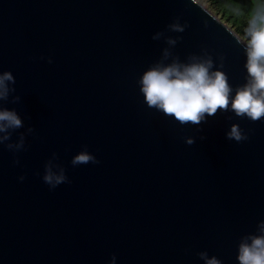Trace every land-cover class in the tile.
Listing matches in <instances>:
<instances>
[{
  "label": "water",
  "instance_id": "1",
  "mask_svg": "<svg viewBox=\"0 0 264 264\" xmlns=\"http://www.w3.org/2000/svg\"><path fill=\"white\" fill-rule=\"evenodd\" d=\"M176 16L191 25L168 33L182 60L206 48L234 88L246 82L241 35L200 1L0 0V71L22 97L4 106L25 123L12 139L36 129L26 151L0 148V264H204L202 251L238 264L264 220V122L218 114L198 130L147 107L137 82ZM233 123L248 141L226 139ZM85 146L100 163L73 167ZM53 152L71 182L51 190Z\"/></svg>",
  "mask_w": 264,
  "mask_h": 264
},
{
  "label": "clouds",
  "instance_id": "2",
  "mask_svg": "<svg viewBox=\"0 0 264 264\" xmlns=\"http://www.w3.org/2000/svg\"><path fill=\"white\" fill-rule=\"evenodd\" d=\"M198 4L199 0H192ZM182 17L176 16L172 23L163 31L156 32L152 39L163 40L167 47L163 48L161 57L144 71L138 80L139 90L143 94L144 103L150 109L162 112L166 117L173 118L181 126H199L207 123L209 117L218 114L233 113L236 118L247 119L252 123L264 122V9H258L249 21L243 36L234 35L236 42L244 48L247 70L246 82L238 87L229 83L224 68V56H219V67L213 55L205 48L200 54L190 53L182 60L175 52L183 37L168 33H184L191 27L188 21L181 22ZM207 27V23H205ZM47 63H53L52 57ZM16 78L11 71H0V148L6 147L9 152L18 154L26 151V139L36 134L33 126L21 132L13 141V134L25 127L24 120L15 109L5 107V102L21 103L16 93ZM235 93V95H233ZM228 120L233 116L228 115ZM250 131L233 123L226 133V139L243 143L250 139ZM189 146L196 143V137H185ZM205 137L200 136V140ZM59 156L53 152L44 166L43 181L54 190L61 184L70 183L66 169L57 161ZM20 164L17 158L13 161ZM99 164L97 157L84 147L71 161L73 167L87 164ZM20 182L26 177L21 175ZM204 264H223L216 256L209 257L207 251L198 253ZM117 257L112 256L110 264H116ZM238 264H264V220L256 226V233L241 237L238 244Z\"/></svg>",
  "mask_w": 264,
  "mask_h": 264
},
{
  "label": "trees",
  "instance_id": "3",
  "mask_svg": "<svg viewBox=\"0 0 264 264\" xmlns=\"http://www.w3.org/2000/svg\"><path fill=\"white\" fill-rule=\"evenodd\" d=\"M218 9L223 21H227L238 33L244 34L254 12L261 7L264 9V0H210Z\"/></svg>",
  "mask_w": 264,
  "mask_h": 264
},
{
  "label": "rangeland",
  "instance_id": "4",
  "mask_svg": "<svg viewBox=\"0 0 264 264\" xmlns=\"http://www.w3.org/2000/svg\"><path fill=\"white\" fill-rule=\"evenodd\" d=\"M205 7H207L212 13L218 15L220 18H222V16L220 15V12L218 11V9L212 4V2L210 0H199ZM258 5L257 6H261L260 1L258 0ZM259 9H263L261 7H258ZM255 14V12H254ZM227 24L228 22L225 21ZM231 26V25H230ZM240 34V33H239ZM241 36H243V34H240Z\"/></svg>",
  "mask_w": 264,
  "mask_h": 264
}]
</instances>
